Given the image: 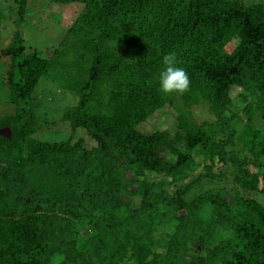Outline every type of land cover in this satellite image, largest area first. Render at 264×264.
<instances>
[{"label":"trees","instance_id":"trees-1","mask_svg":"<svg viewBox=\"0 0 264 264\" xmlns=\"http://www.w3.org/2000/svg\"><path fill=\"white\" fill-rule=\"evenodd\" d=\"M50 1L83 5L51 56L17 32L0 50V264H264V4ZM172 52L183 94L160 90ZM51 70L76 96L60 120L94 146L35 137ZM204 104L213 119L195 123ZM166 108L174 132L139 130Z\"/></svg>","mask_w":264,"mask_h":264},{"label":"rangeland","instance_id":"rangeland-1","mask_svg":"<svg viewBox=\"0 0 264 264\" xmlns=\"http://www.w3.org/2000/svg\"><path fill=\"white\" fill-rule=\"evenodd\" d=\"M248 1L264 4V0ZM18 2V0H0V14L2 15L0 19V50L7 45L11 35L17 32L23 38L27 52L37 50L47 57L52 55L53 47L59 44L71 23L83 9L82 4L61 5L52 3L50 0H27V12L24 19L17 23ZM233 43L237 44L238 39H234ZM6 66L7 62L0 59V79ZM56 72L51 70L49 74L43 76L32 94L35 115L40 119L34 135L41 140L52 142L71 137L72 141L76 142L83 138L85 146L90 148L95 145V142L85 131L81 129L74 132L68 123L60 120L65 109L75 103L76 96L73 92L62 87ZM238 91L239 89H235L232 95H236ZM239 107L238 103L234 105L235 110ZM13 108L6 102L4 93L0 92V117L13 113ZM165 112V114L155 116L147 123L141 124L138 127L139 130L146 134L156 130L174 132L176 127L175 111L166 108ZM192 113L195 123L213 119L206 104L193 107Z\"/></svg>","mask_w":264,"mask_h":264},{"label":"clouds","instance_id":"clouds-1","mask_svg":"<svg viewBox=\"0 0 264 264\" xmlns=\"http://www.w3.org/2000/svg\"><path fill=\"white\" fill-rule=\"evenodd\" d=\"M164 69L160 73V90L163 93L183 94L190 88V78L187 71L177 66L178 60L175 52L163 56ZM64 257L62 255L54 256L51 264H62Z\"/></svg>","mask_w":264,"mask_h":264},{"label":"water","instance_id":"water-1","mask_svg":"<svg viewBox=\"0 0 264 264\" xmlns=\"http://www.w3.org/2000/svg\"><path fill=\"white\" fill-rule=\"evenodd\" d=\"M0 135L10 137V130L8 128H1L0 129Z\"/></svg>","mask_w":264,"mask_h":264}]
</instances>
